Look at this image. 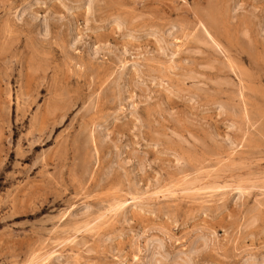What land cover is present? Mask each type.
I'll return each instance as SVG.
<instances>
[{
	"label": "rangeland",
	"instance_id": "1",
	"mask_svg": "<svg viewBox=\"0 0 264 264\" xmlns=\"http://www.w3.org/2000/svg\"><path fill=\"white\" fill-rule=\"evenodd\" d=\"M0 264H264V0H0Z\"/></svg>",
	"mask_w": 264,
	"mask_h": 264
},
{
	"label": "bare ground",
	"instance_id": "2",
	"mask_svg": "<svg viewBox=\"0 0 264 264\" xmlns=\"http://www.w3.org/2000/svg\"><path fill=\"white\" fill-rule=\"evenodd\" d=\"M87 1V0H86ZM219 28H220V26H219ZM221 30V29H220ZM205 31V30H204ZM212 31V30H211ZM205 34H206V31H205ZM210 35V34H209ZM211 36V35H210ZM206 37V36H205ZM209 38V37H208ZM207 38V39H208ZM175 53V52H174ZM227 60V59H226ZM164 68H165V66H164ZM243 69V68H242ZM169 71V70H168ZM218 89V88H217ZM255 127V126H254ZM84 131V130H83ZM86 132V131H85ZM95 136V135H94ZM91 139V138H90ZM91 141V140H90ZM196 144V143H195ZM200 147V146H199ZM84 150V149H83ZM91 150V149H90ZM86 155V154H85ZM83 156V155H82ZM83 162V161H82ZM82 166V165H81ZM87 168V167H86ZM85 174V173H84ZM90 174V173H89ZM250 185V184H249ZM220 188V187H219ZM260 188V187H259ZM262 188V187H261ZM234 189V188H233ZM155 191V190H154ZM188 191V190H187ZM141 197V196H140ZM116 200V199H115ZM137 200V199H136ZM121 203V202H120ZM119 203V204H120ZM69 239V238H68ZM67 239V240H68ZM159 246V245H158ZM250 256V255H249ZM154 258V257H153ZM186 258V257H185ZM247 260V259H246ZM28 261H29V259H28ZM36 261V260H35ZM41 261H42V259H41ZM244 261V260H243ZM249 261V260H248ZM147 262V261H146Z\"/></svg>",
	"mask_w": 264,
	"mask_h": 264
}]
</instances>
